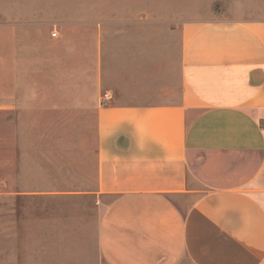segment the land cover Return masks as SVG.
Listing matches in <instances>:
<instances>
[{"label": "crops", "instance_id": "0c3cea01", "mask_svg": "<svg viewBox=\"0 0 264 264\" xmlns=\"http://www.w3.org/2000/svg\"><path fill=\"white\" fill-rule=\"evenodd\" d=\"M131 1L0 20L20 234L53 264H264V0Z\"/></svg>", "mask_w": 264, "mask_h": 264}, {"label": "rangeland", "instance_id": "374dc122", "mask_svg": "<svg viewBox=\"0 0 264 264\" xmlns=\"http://www.w3.org/2000/svg\"><path fill=\"white\" fill-rule=\"evenodd\" d=\"M110 4H118L120 0H108ZM131 3V0H121ZM231 0H188V17L204 14L209 8L225 10ZM141 5L154 3L152 0H136ZM57 4L61 12L83 10L85 5H95L103 0H0V20L10 16V4H16L17 12L31 13L42 5ZM157 4H179V0H156ZM25 122V120H24ZM22 136V139H21ZM32 137V138H31ZM35 129L28 124L21 123V116L9 114L6 116L0 109V264H53L51 253L37 252L36 240L39 237L21 235L19 232L21 200L14 195L5 197L3 184L7 182L8 190H16L20 182L19 160L23 158L24 180L28 184L34 180L32 167L29 165V156L21 153V148L30 149L35 146ZM28 158V159H27ZM29 164H28V163ZM28 200L24 199V212L28 213ZM34 205V203H32ZM30 204V205H32Z\"/></svg>", "mask_w": 264, "mask_h": 264}, {"label": "built area", "instance_id": "2783aa9c", "mask_svg": "<svg viewBox=\"0 0 264 264\" xmlns=\"http://www.w3.org/2000/svg\"><path fill=\"white\" fill-rule=\"evenodd\" d=\"M104 98H105V99H109L110 96H109L107 93H104ZM102 102H103V94H102Z\"/></svg>", "mask_w": 264, "mask_h": 264}]
</instances>
